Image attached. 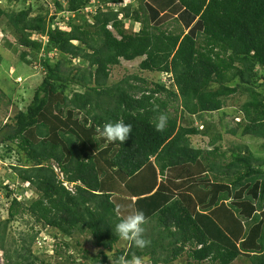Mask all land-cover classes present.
I'll return each instance as SVG.
<instances>
[{
  "label": "trees",
  "instance_id": "1",
  "mask_svg": "<svg viewBox=\"0 0 264 264\" xmlns=\"http://www.w3.org/2000/svg\"><path fill=\"white\" fill-rule=\"evenodd\" d=\"M52 1V17L33 16L31 6L19 12L0 7V20L18 33L19 45L43 51L45 70L26 110L0 125V148L24 154L11 168L38 195L27 206L9 191L7 223L28 216L65 238L86 234L100 249L92 259L109 264L108 253L122 240L112 229L138 209L151 243L140 249L131 241L129 250L116 251V260L137 256L173 264L186 256L187 264H234L241 258L264 264V170L255 169L264 161L248 145L225 147L227 135L238 138L240 132L264 139V92L258 91L264 86V0H132L119 11L113 6L126 0ZM169 11L181 18L174 29L159 20ZM67 14L69 29L63 30L57 22ZM135 23L138 32L126 28ZM53 53L83 67L65 71L61 62L53 64ZM20 59L32 65L26 51ZM138 59L140 70L166 80L132 76L109 84L113 67ZM69 86L80 90L69 97ZM236 95L249 98L238 111L242 120L223 111ZM219 112L221 122L234 125L226 124L225 132L212 124L200 131L193 120L205 123L201 115ZM161 114L169 119L157 131ZM118 120L133 130L123 143L108 142L98 129ZM72 126L80 138L71 135ZM200 136L208 142L197 148L192 138ZM35 239L14 264H45L32 252Z\"/></svg>",
  "mask_w": 264,
  "mask_h": 264
},
{
  "label": "rangeland",
  "instance_id": "2",
  "mask_svg": "<svg viewBox=\"0 0 264 264\" xmlns=\"http://www.w3.org/2000/svg\"><path fill=\"white\" fill-rule=\"evenodd\" d=\"M0 0V7L7 12H19L26 6H31L33 9V16L36 13H42L43 15L49 14L52 17L55 13V6L52 0ZM131 0H126L124 4L113 6L117 11L119 8L125 7L129 4ZM93 3V2H92ZM126 3V4H125ZM95 6L85 9L84 16L87 21H91L90 14H93ZM174 12V11H173ZM172 11L169 14H163L162 18L159 20L163 22L165 28L169 27L174 29L177 26L176 21H180L181 18L175 15ZM69 14L65 16L64 22L59 23L62 16H59L57 25L63 30H68L67 21L69 20ZM84 21L77 20L75 23H81ZM162 24V25H163ZM170 25V26H169ZM128 25H126V28ZM38 41L46 43L47 38L37 37ZM19 36L14 30H12L6 21V19L0 20V125L4 126L7 123H13L15 116L21 112L25 111L28 105L32 102L35 91L38 86L42 83L45 76V70L41 66V59L43 51L40 53L29 52L19 45ZM26 51L29 53L32 65H27L23 63L20 59L21 53ZM51 59L53 64L61 62L62 68L65 71L76 67H83L80 60H74L70 64L69 59L62 58L60 55L54 57V53L51 54ZM141 59L134 62H127L122 60L119 66L113 67L111 70V77L109 84L113 85L119 83L124 79L132 76L141 77L148 82H162V74H152L147 71H142L139 68ZM262 73V72H261ZM257 87L262 85V81L256 82ZM70 89L66 94L71 97L74 90H80L76 86H69ZM82 91V90H81ZM259 92H264V86L258 88ZM249 100L248 96H234L227 100L223 111L226 114L233 115L234 117H239L240 120L243 119V115L238 111L241 110L242 106ZM65 119L67 118V110L63 109ZM222 112L214 114H203L201 118L205 121L203 123L197 118H193L199 126V130L203 131L207 128L208 124L216 126L220 131L225 132V125L228 124L231 127L234 125L224 118ZM75 118V117H74ZM79 120L83 121L84 115L80 114L77 116ZM231 120V118H229ZM68 121V118L66 119ZM221 120V121H220ZM72 136L74 138H80L82 134L81 131L75 126H72ZM212 128V127H211ZM213 130V129H212ZM225 144V147L229 146L230 143L236 145H248L252 153L256 158L264 161V139L258 137H243L241 132L238 138L231 137ZM208 142L207 137H194L192 138V143L195 147L200 148ZM204 143V144H203ZM229 144V145H228ZM12 152L8 151V146H3L0 148V235H2V230L5 228V250L0 248V264H14L17 258V253L22 252V247H28L31 239L36 236L35 244L32 247V252L35 256L40 258V261H44L45 264H98L92 258L96 257L100 251L94 243V241L85 235L76 233L72 238H65L61 234L57 233L55 230H50L48 228H43L42 226H35L34 220L30 217L25 216L24 218L18 217L14 222L7 223L9 219L8 209L11 204V199L8 197V192L13 193V197H17L19 201L24 203V205L29 206L34 200L38 198V195L32 189H29V185L23 183L20 180L18 171H14L11 167H15L20 164L19 159L24 160V154L18 152L16 147H12ZM260 161V162H261ZM259 164V165H258ZM25 167V166H23ZM262 168L264 170V164H255V169ZM59 174V170L56 171ZM34 227V228H33ZM145 236L150 232V226L144 224ZM1 243V242H0ZM64 243H68L69 247L65 246ZM131 248V241L121 240L115 249L108 253L109 264H116L117 260L115 258V253L118 250H129ZM86 251L88 253L89 260H84L83 257ZM11 256L12 261H6L5 257ZM241 263L234 264H250L245 258L240 259ZM143 264H151L149 258L143 259ZM173 264H187L186 256H182Z\"/></svg>",
  "mask_w": 264,
  "mask_h": 264
},
{
  "label": "clouds",
  "instance_id": "3",
  "mask_svg": "<svg viewBox=\"0 0 264 264\" xmlns=\"http://www.w3.org/2000/svg\"><path fill=\"white\" fill-rule=\"evenodd\" d=\"M126 4V3H125ZM94 5V4H92ZM166 75V74H165ZM163 78L166 76H162ZM166 80V78H165ZM162 79V82L165 81ZM169 117L166 114H161L155 123L157 131H163L168 123ZM132 126L125 122L118 120L115 122L106 123L103 129H98L99 134L104 137L108 142H125L129 138V134L132 132ZM117 214H119V207L117 208ZM146 223V217L143 211L134 209L123 219L119 220L115 224L114 233L122 240L132 241L135 246L143 249L150 245V241L144 238V224ZM116 264H143V258L133 256L131 259H126L124 256H120L117 259Z\"/></svg>",
  "mask_w": 264,
  "mask_h": 264
},
{
  "label": "crops",
  "instance_id": "4",
  "mask_svg": "<svg viewBox=\"0 0 264 264\" xmlns=\"http://www.w3.org/2000/svg\"><path fill=\"white\" fill-rule=\"evenodd\" d=\"M134 1V0H133ZM130 2H132V0L130 1ZM129 2V3H130ZM128 25V27H127V29L128 30H132V31H134V32H138L139 30H141L140 28H141V25L140 24H138V23H135V24H127ZM204 144V143H203Z\"/></svg>",
  "mask_w": 264,
  "mask_h": 264
}]
</instances>
